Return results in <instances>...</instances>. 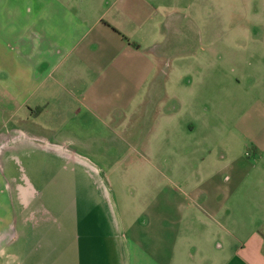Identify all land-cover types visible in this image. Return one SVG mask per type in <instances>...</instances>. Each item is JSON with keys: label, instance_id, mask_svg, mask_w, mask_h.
<instances>
[{"label": "crops", "instance_id": "obj_1", "mask_svg": "<svg viewBox=\"0 0 264 264\" xmlns=\"http://www.w3.org/2000/svg\"><path fill=\"white\" fill-rule=\"evenodd\" d=\"M159 7L0 0V264H264V97L245 103L233 121L248 150L230 151L209 179L170 166L172 156L191 152L152 147L164 137L167 119L155 114L167 115L171 76L151 51ZM196 57L181 56L180 68L193 71ZM192 109L183 131L213 124L208 112ZM64 133L97 165L36 164L62 151L51 138ZM9 141L15 152L5 151ZM27 147L32 164L19 166ZM126 154L144 163L145 180L127 182L129 189L113 185L114 173L129 170L119 166ZM168 170L183 183L170 181ZM130 188L142 195L135 199Z\"/></svg>", "mask_w": 264, "mask_h": 264}, {"label": "rangeland", "instance_id": "obj_2", "mask_svg": "<svg viewBox=\"0 0 264 264\" xmlns=\"http://www.w3.org/2000/svg\"><path fill=\"white\" fill-rule=\"evenodd\" d=\"M147 1L153 3V9L160 6L159 19L162 22L158 33L153 32L152 39L149 38L151 51L162 54L160 66L168 71V75L171 74L170 77L167 75L170 79L163 98L167 115L155 114L156 118L167 119L162 129L164 137L160 142L153 141L152 147H162L173 153L179 150L191 152L187 158L172 156L170 166L182 164L184 168H194L188 174L190 178L201 175L209 179L214 169L223 167L230 157V151L245 152L247 145H251L247 136L241 134L240 126L233 124V121L243 115L245 103L254 102L256 95L264 97V0ZM155 16L153 10V19ZM189 54L197 56L192 63V73L180 68L182 60L179 58ZM211 68L214 71L222 70V74L211 72ZM238 77L241 83H237ZM193 103L201 111L209 113L206 117H211L213 124L203 125L198 121L195 130L189 134L183 131V122L195 117L192 114ZM227 104L230 108L225 110L224 105ZM51 139L63 149L56 150V156L42 154L37 157L35 163L39 166L50 164L55 168L72 169L97 165L98 158L77 141L70 140L68 134ZM26 144L24 142L21 146ZM12 150L15 152L16 142L11 145L9 141L5 151ZM22 153L18 164L28 167L32 164L31 157L27 156L31 154V149L27 147ZM203 155L208 156L202 158ZM131 156L126 154L121 158L120 169L127 167L129 170L113 174L114 186L117 182H125L126 189H129L127 182L134 187L135 183L145 180L142 159L134 162ZM209 157L211 163L208 164ZM211 167L214 169L208 172ZM200 168L201 173L198 172ZM170 171V181L177 185L183 183L175 172ZM18 176L22 177V173H18ZM151 179H159L156 172L152 173ZM130 189L135 191V199L142 195L141 189Z\"/></svg>", "mask_w": 264, "mask_h": 264}]
</instances>
